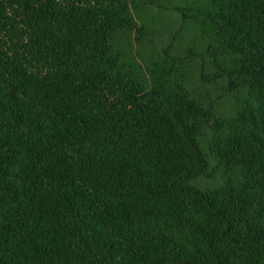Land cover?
I'll return each mask as SVG.
<instances>
[{
  "label": "trees",
  "instance_id": "trees-1",
  "mask_svg": "<svg viewBox=\"0 0 264 264\" xmlns=\"http://www.w3.org/2000/svg\"><path fill=\"white\" fill-rule=\"evenodd\" d=\"M0 0V264H264V0Z\"/></svg>",
  "mask_w": 264,
  "mask_h": 264
},
{
  "label": "rangeland",
  "instance_id": "rangeland-1",
  "mask_svg": "<svg viewBox=\"0 0 264 264\" xmlns=\"http://www.w3.org/2000/svg\"><path fill=\"white\" fill-rule=\"evenodd\" d=\"M175 4L176 0H153L149 16L152 25L159 30L155 36L164 38V40H173L172 37L175 33V43L179 49H182L190 43L192 34L189 29H180L179 16L173 9Z\"/></svg>",
  "mask_w": 264,
  "mask_h": 264
}]
</instances>
